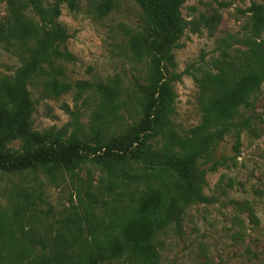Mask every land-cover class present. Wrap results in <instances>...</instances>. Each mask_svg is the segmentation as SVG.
I'll list each match as a JSON object with an SVG mask.
<instances>
[{
  "label": "trees",
  "instance_id": "trees-1",
  "mask_svg": "<svg viewBox=\"0 0 264 264\" xmlns=\"http://www.w3.org/2000/svg\"><path fill=\"white\" fill-rule=\"evenodd\" d=\"M1 1L7 13L0 21V43L21 66L12 77L0 76V174L40 172L54 182L91 162L106 180L83 213L59 221L50 237L32 224L34 193L19 192L11 212L0 211V264H159L160 236L186 209L209 202L206 173L226 165L216 155L225 138L234 139L232 150L239 154L241 133L249 126L241 113L254 107L264 84L263 6L249 7L246 35L237 41L242 48L232 54L222 50L212 70L194 77L200 122L180 131L172 120L177 98L172 84L178 79L172 71L174 50L188 27L181 14L186 0H133L143 24L129 33L128 48L144 64L145 83L127 93L138 109L137 121L125 134L107 137L123 105L114 80L75 83L99 95L105 112L94 113L87 132L33 129L27 86L39 80L52 98L71 89L60 80L63 63L73 61L65 46L67 30L58 21L67 0ZM111 9V0L95 6L99 17ZM16 142L17 150L9 147ZM97 203L102 212H95Z\"/></svg>",
  "mask_w": 264,
  "mask_h": 264
},
{
  "label": "rangeland",
  "instance_id": "rangeland-1",
  "mask_svg": "<svg viewBox=\"0 0 264 264\" xmlns=\"http://www.w3.org/2000/svg\"><path fill=\"white\" fill-rule=\"evenodd\" d=\"M101 1L67 0L60 5L58 21L67 30L65 46L73 56L71 63H63L60 80L71 89L52 98L44 94L39 80L27 86L33 103V129L39 133L64 130L66 135L77 131L80 136L89 130L94 113L105 115L99 108V95L79 90L77 82H118L121 93L117 102L123 105L105 136H121L137 121L138 109L130 106L127 93L145 83L144 64L132 58L128 36L142 27L141 11L133 0H111L110 12L99 17L95 6ZM253 3L264 8V0H186L182 5L188 27L174 50L172 71L178 76L172 84L177 96L172 120L180 131L200 122L194 77L212 70L222 50L232 54L242 48L237 41L246 35L248 9ZM6 13L0 0V21ZM20 66L17 55L0 43V76L12 77ZM241 114L249 126L241 133L239 154L232 150L234 139L225 138L216 155L226 158V165L206 173L204 194L209 202L186 209L180 221L160 236L159 264H264V84L254 107ZM9 147L17 150L19 144ZM105 180V172L91 162L54 182L40 172L0 174V211L10 213L19 192H33L36 212L32 224L50 237L59 221L83 213L93 200L91 194ZM95 205L99 208L95 212L104 210L100 203Z\"/></svg>",
  "mask_w": 264,
  "mask_h": 264
}]
</instances>
